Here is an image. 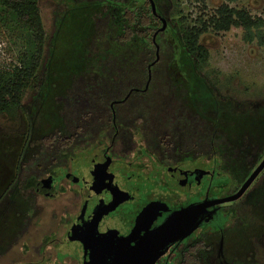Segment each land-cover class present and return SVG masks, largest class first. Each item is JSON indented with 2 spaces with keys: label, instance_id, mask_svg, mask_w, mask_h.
<instances>
[{
  "label": "rangeland",
  "instance_id": "374dc122",
  "mask_svg": "<svg viewBox=\"0 0 264 264\" xmlns=\"http://www.w3.org/2000/svg\"><path fill=\"white\" fill-rule=\"evenodd\" d=\"M224 3L260 18L259 32L264 35V0H39L46 40L37 90L24 95L27 114L13 120L0 116V194L22 166L19 178L0 202V264H76L75 254L66 258L67 249L55 243L75 206L73 193L45 198L33 189H23L24 180L46 177L33 166L42 151L39 140L55 132L67 134L57 99L67 94L75 77L97 75L109 56H128L141 49L140 33L145 28H150L153 42L163 32L172 46L176 58L169 72L175 93L184 92L182 102L189 111L231 141L237 161L229 162L231 154L220 155L224 164L230 163L225 165L234 174H227L230 181L240 185L248 178L264 158V44L258 43L255 31L254 39L247 42L242 28L219 33L209 29L199 38L208 58L195 71L171 27L181 17L186 23L208 17ZM124 10L133 13L134 35L119 46L113 40L123 34ZM97 21L102 24L98 26ZM27 38V31L18 29L12 14L0 12V68L16 63L27 52ZM139 126V121L134 124V138H142ZM93 138H103L101 131ZM236 206L241 222H232L221 233H206L202 251L198 249L188 264H264V171Z\"/></svg>",
  "mask_w": 264,
  "mask_h": 264
},
{
  "label": "trees",
  "instance_id": "16d2710c",
  "mask_svg": "<svg viewBox=\"0 0 264 264\" xmlns=\"http://www.w3.org/2000/svg\"><path fill=\"white\" fill-rule=\"evenodd\" d=\"M236 1L226 0L228 3ZM0 12L12 14L18 29L25 30L28 34L27 52L21 54L16 63L0 68V116L4 115L13 120L23 112L27 114L22 105L26 92L37 90L46 36L39 15V0H0ZM131 14L133 13L128 10L123 12V18L126 20L123 34L115 36L113 40L119 46L126 45L134 35L131 29ZM186 22L187 20L181 17L176 25L172 23L171 27L181 47V53L192 59L195 71H198L199 64L205 63L208 58L207 50L200 44L199 38L209 29L219 33L227 32L231 28H242L246 32L247 42L252 41L253 34H256L258 43L264 44V35L259 32L262 20L250 16L243 9L231 8L226 3L219 5L208 17L200 16L189 23ZM101 24L102 21H97L98 26ZM148 29L150 28H145V33H140L144 40L141 49L133 50L128 56H109L97 75L83 74L75 77L67 94L57 99L61 105L59 115L67 134L55 132L39 140L42 151L34 160L33 166L40 174L51 173L58 162L63 163L67 155H62V151L69 152L74 143L92 139L103 128L129 127L138 121L142 126L143 137L162 140L165 147L167 146H161L162 149L171 151L179 140L184 141L188 136L187 144L189 143L194 160L202 154L210 158L223 154L233 155L231 141L208 127V123L197 114L189 111L182 102L184 92H181L180 96L175 93L169 72V66L176 58L175 53L171 44L164 39L163 32H158L153 42ZM93 72L96 73L95 70ZM210 86L214 88L213 85ZM184 126H187V129ZM29 131L30 128L26 141L29 139ZM180 147L183 149V144ZM228 160L234 163L237 157L229 156ZM230 163H220V168L226 176L213 186L226 187L230 180L227 174L230 172L229 174L234 175L230 168L226 170L225 165ZM214 165L217 166L216 161ZM21 167H17L13 180L0 194V202L19 178ZM40 183L41 181L26 177L23 189H36ZM217 188L213 194L221 196ZM240 215L238 206L225 209L215 227L221 230L224 223L228 224L233 220L241 222Z\"/></svg>",
  "mask_w": 264,
  "mask_h": 264
},
{
  "label": "flooded vegetation",
  "instance_id": "af4514ba",
  "mask_svg": "<svg viewBox=\"0 0 264 264\" xmlns=\"http://www.w3.org/2000/svg\"><path fill=\"white\" fill-rule=\"evenodd\" d=\"M139 127L142 138H134V125L110 126L101 130V139L74 143L69 152L62 151L67 159L58 162L51 173H45L46 177L38 180L40 186L33 189L45 198L70 190L73 193L75 206L55 243L67 249L66 258L70 253L72 257L75 254L76 264H88L107 240L110 248L116 250L119 241L144 236L173 212L231 196L244 183L233 185L229 180L226 187L213 186L226 176L220 168L222 158L202 154L194 160L187 144L188 136L184 141L179 140L181 143L178 141L171 151L162 149L161 146L165 147L162 140L144 138L142 126ZM257 166L258 163L251 172ZM49 177L53 178L52 183L44 190ZM64 183L70 188L66 189ZM216 188L218 192L226 191L215 196ZM237 201L208 207L200 225L188 237L171 243L155 264H188L193 251H202L206 233H221L235 222L224 223L221 230L215 227L224 210L236 206ZM101 212V218L91 231L93 220Z\"/></svg>",
  "mask_w": 264,
  "mask_h": 264
},
{
  "label": "water",
  "instance_id": "95a60500",
  "mask_svg": "<svg viewBox=\"0 0 264 264\" xmlns=\"http://www.w3.org/2000/svg\"><path fill=\"white\" fill-rule=\"evenodd\" d=\"M157 59L158 55L156 52ZM263 169L264 158L233 195L213 201H204L175 211L160 226L144 236L138 239L130 236L123 241H119V247L116 250L110 248V241L107 240L108 242L103 243L104 245H100L99 252L90 258L88 264H155L171 243L188 237L200 225L202 215L208 207L240 199ZM203 174H207V172ZM52 179V177H49L46 180L44 190L49 188ZM102 214L101 212L93 220L91 231Z\"/></svg>",
  "mask_w": 264,
  "mask_h": 264
}]
</instances>
